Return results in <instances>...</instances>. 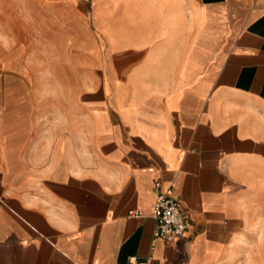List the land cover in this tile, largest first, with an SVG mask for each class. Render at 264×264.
Here are the masks:
<instances>
[{
	"label": "crops",
	"instance_id": "0c3cea01",
	"mask_svg": "<svg viewBox=\"0 0 264 264\" xmlns=\"http://www.w3.org/2000/svg\"><path fill=\"white\" fill-rule=\"evenodd\" d=\"M133 257L264 264V0H0V264Z\"/></svg>",
	"mask_w": 264,
	"mask_h": 264
},
{
	"label": "built area",
	"instance_id": "2783aa9c",
	"mask_svg": "<svg viewBox=\"0 0 264 264\" xmlns=\"http://www.w3.org/2000/svg\"><path fill=\"white\" fill-rule=\"evenodd\" d=\"M154 185L158 191L152 211V217L155 220L154 238L174 242L188 229L186 210L180 199L162 190L161 181H155ZM131 215H138V212L131 211ZM132 262L134 264H146L138 263L135 257H133Z\"/></svg>",
	"mask_w": 264,
	"mask_h": 264
},
{
	"label": "rangeland",
	"instance_id": "374dc122",
	"mask_svg": "<svg viewBox=\"0 0 264 264\" xmlns=\"http://www.w3.org/2000/svg\"><path fill=\"white\" fill-rule=\"evenodd\" d=\"M30 45H28V47H29Z\"/></svg>",
	"mask_w": 264,
	"mask_h": 264
}]
</instances>
